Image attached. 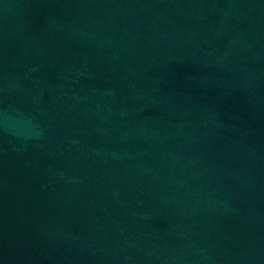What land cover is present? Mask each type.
<instances>
[{
    "label": "water",
    "instance_id": "obj_1",
    "mask_svg": "<svg viewBox=\"0 0 264 264\" xmlns=\"http://www.w3.org/2000/svg\"><path fill=\"white\" fill-rule=\"evenodd\" d=\"M0 264H264V0H0Z\"/></svg>",
    "mask_w": 264,
    "mask_h": 264
}]
</instances>
